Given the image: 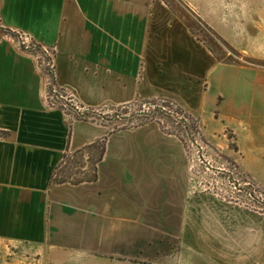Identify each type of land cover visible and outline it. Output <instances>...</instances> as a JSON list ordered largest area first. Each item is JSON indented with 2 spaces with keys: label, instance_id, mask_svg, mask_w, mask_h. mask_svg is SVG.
<instances>
[{
  "label": "crops",
  "instance_id": "0c3cea01",
  "mask_svg": "<svg viewBox=\"0 0 264 264\" xmlns=\"http://www.w3.org/2000/svg\"><path fill=\"white\" fill-rule=\"evenodd\" d=\"M182 1L199 15L209 8V24L222 2ZM173 10L160 0H0V264L260 256L264 218L195 188L181 136L157 121L112 131L94 117L157 99L201 120L218 109L248 119L255 83L229 86L223 73L240 70L216 63ZM105 138L95 182L56 183L65 156ZM159 190L167 200L156 210Z\"/></svg>",
  "mask_w": 264,
  "mask_h": 264
},
{
  "label": "rangeland",
  "instance_id": "374dc122",
  "mask_svg": "<svg viewBox=\"0 0 264 264\" xmlns=\"http://www.w3.org/2000/svg\"><path fill=\"white\" fill-rule=\"evenodd\" d=\"M160 1L174 8L177 20L188 25L208 45L216 63L240 70L241 73L231 70L223 73L229 86L238 81L241 85L255 83L253 109L248 119L218 109L201 120L190 108L174 100L157 99L103 111L94 117L107 123L112 131L151 121L161 123L166 132L177 134L186 142L192 157L191 179L195 188L242 212L264 218V0L216 2L207 16L210 24L201 16H206L209 8L200 7L203 14L199 15L182 0ZM203 89L208 90V85ZM196 99L199 100L197 94ZM246 120L248 124L244 123ZM101 147L100 142L96 150L67 156L56 180L76 184L93 179ZM166 196L161 190L157 192L156 210L165 208ZM145 203L142 200V205ZM240 264H264V250L259 257L251 254L243 258Z\"/></svg>",
  "mask_w": 264,
  "mask_h": 264
},
{
  "label": "trees",
  "instance_id": "16d2710c",
  "mask_svg": "<svg viewBox=\"0 0 264 264\" xmlns=\"http://www.w3.org/2000/svg\"><path fill=\"white\" fill-rule=\"evenodd\" d=\"M106 141H107V138H105L103 141H101V143H102V147H101V153H100V156L98 157V159H97V161H96V169H95V171H94V177H93V179H89V178H87L86 180H84V181H82V182H89V183H93V182H95L96 181V179H97V174H98V164L102 161V159H103V157L105 156V153H106ZM99 143L100 142H98V143H96V144H94L93 146H89V147H87L86 149H84L83 151H81V152H79V153H77V154H81V153H84V152H87L88 150H96V148H97V146L99 145ZM67 156H69V155H67ZM67 156H65V158H64V161L66 160V158H67ZM64 163V162H63ZM58 173V172H57ZM54 180L56 181V183H58V184H62V183H67V182H70V183H73V182H71V181H68V180H65V181H57L56 180V173H54ZM82 182H79V183H76V184H80V183H82ZM74 184V183H73Z\"/></svg>",
  "mask_w": 264,
  "mask_h": 264
},
{
  "label": "water",
  "instance_id": "95a60500",
  "mask_svg": "<svg viewBox=\"0 0 264 264\" xmlns=\"http://www.w3.org/2000/svg\"><path fill=\"white\" fill-rule=\"evenodd\" d=\"M57 96H58V98L60 99V100H63L64 101V99L61 97V96H59L56 92H54ZM87 116V113L86 114H83V117H86ZM132 117H130V118H127V119H131ZM193 144H195V142L193 143Z\"/></svg>",
  "mask_w": 264,
  "mask_h": 264
},
{
  "label": "built area",
  "instance_id": "2783aa9c",
  "mask_svg": "<svg viewBox=\"0 0 264 264\" xmlns=\"http://www.w3.org/2000/svg\"><path fill=\"white\" fill-rule=\"evenodd\" d=\"M21 39H22V37H21ZM21 43H23V41H22V40H21ZM49 99H50V98L48 97V98H47V100H49ZM1 133H2V130L0 129V139H1V138H3V136H2V134H1Z\"/></svg>",
  "mask_w": 264,
  "mask_h": 264
}]
</instances>
